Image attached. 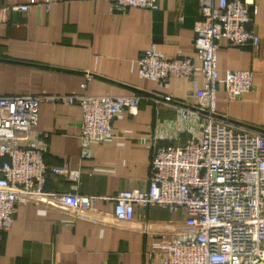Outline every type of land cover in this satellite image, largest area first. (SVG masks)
<instances>
[{"label": "crops", "instance_id": "1", "mask_svg": "<svg viewBox=\"0 0 264 264\" xmlns=\"http://www.w3.org/2000/svg\"><path fill=\"white\" fill-rule=\"evenodd\" d=\"M30 1L0 0V94L133 93L139 100L135 114L117 113L114 136L103 142L80 141L78 105L40 102L32 144L44 149L50 167L80 171L77 189L94 197L92 208L78 215L80 209L51 200L17 205L11 226L0 234V264H156L186 213L135 204L133 218L119 220L110 197L147 188L154 144H182L200 134L203 117L193 110V91L203 86L201 71L161 84L144 76L137 62L153 45L163 58L189 57L200 66L193 45L198 0H158L157 9L125 10L110 0H34L27 10L6 12ZM250 26L258 46L220 45L217 67L221 76L251 69L252 89L227 101L220 83L216 111L235 127L264 132V0H256ZM166 94L172 101L155 102ZM71 182L49 172L45 189L67 191Z\"/></svg>", "mask_w": 264, "mask_h": 264}, {"label": "built area", "instance_id": "2", "mask_svg": "<svg viewBox=\"0 0 264 264\" xmlns=\"http://www.w3.org/2000/svg\"><path fill=\"white\" fill-rule=\"evenodd\" d=\"M34 2L12 5L6 12L27 10ZM110 2L118 10L158 8V0ZM198 5L200 18L194 24L193 45L200 66L189 57L163 58L153 45L143 50L137 62L144 76L161 84L171 76L193 78L201 71L203 86L193 91V110L203 117L200 134L182 144H154L147 188L123 189L110 197L113 215L131 220L135 204L181 208L186 213L173 225L172 239L156 264H264V132L235 127L216 111L220 83L227 101L252 89L251 69L219 74L217 52L222 44L258 46L260 37L250 26L256 0H198ZM172 99L166 94L155 102ZM138 100L133 93L0 94V234L11 226L19 204H51V200L80 209L78 215L92 208L94 197L77 189L80 171L67 165L50 167L44 161V149L32 144L40 102L78 105L80 141L103 142L114 136L112 122L117 113L127 110L135 114ZM49 172L70 176L69 189L46 190Z\"/></svg>", "mask_w": 264, "mask_h": 264}]
</instances>
